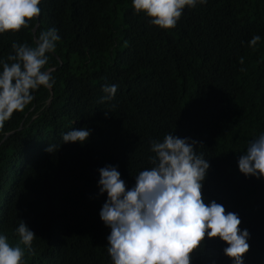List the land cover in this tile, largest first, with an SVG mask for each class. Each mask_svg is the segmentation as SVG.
I'll return each mask as SVG.
<instances>
[{
	"label": "trees",
	"instance_id": "16d2710c",
	"mask_svg": "<svg viewBox=\"0 0 264 264\" xmlns=\"http://www.w3.org/2000/svg\"><path fill=\"white\" fill-rule=\"evenodd\" d=\"M39 8L34 34L36 20L0 34V59L14 54V41L34 45L40 31L60 36L46 66L53 88L34 93L0 130V235L18 244L21 221L35 233L24 264H112L98 170L115 166L131 189L151 167V141L169 133L198 142L210 165L205 203L238 214L250 234L243 264H264V178L238 169L264 132V0L185 7L170 30L136 13L132 0H41ZM113 84L114 98L101 103L102 87ZM82 127L91 129L86 142L63 143ZM48 145L60 147L53 154ZM225 247L206 238L191 264H232Z\"/></svg>",
	"mask_w": 264,
	"mask_h": 264
},
{
	"label": "clouds",
	"instance_id": "9594fccd",
	"mask_svg": "<svg viewBox=\"0 0 264 264\" xmlns=\"http://www.w3.org/2000/svg\"><path fill=\"white\" fill-rule=\"evenodd\" d=\"M40 2L0 0V34L28 28L40 15ZM206 3L207 0H132V7L136 13H144L153 26L170 30L176 27L185 7L192 9ZM59 40L55 28L40 31L34 45L14 41V54L0 59V130L14 113L23 112L33 102L34 93L53 88L55 69L46 66L48 54L56 51ZM260 41L259 35H253L248 47L255 49ZM240 63H244L243 58ZM101 91V103L111 101L117 86L105 85ZM90 134L91 129L86 127L73 129L63 134L62 141L83 144ZM197 145L195 140L171 133L151 141V167L135 176L131 189L115 166L98 170L99 193L107 194L99 217L111 230L107 253L112 264H191L193 254L206 238L223 241L227 245L224 255L232 264H243L250 249V234L240 229L238 214L226 212L215 201L205 203L202 187L210 165L195 151ZM59 147L48 145L45 151L54 154ZM238 169L246 177L264 178V132L248 142L239 157ZM15 233L19 238L15 245L0 235V264H24L25 248L31 249L36 235L23 221Z\"/></svg>",
	"mask_w": 264,
	"mask_h": 264
},
{
	"label": "water",
	"instance_id": "95a60500",
	"mask_svg": "<svg viewBox=\"0 0 264 264\" xmlns=\"http://www.w3.org/2000/svg\"><path fill=\"white\" fill-rule=\"evenodd\" d=\"M36 23H37V20H36L34 26L31 28V31H32L33 34H34V30H35V25H36ZM33 37H34V35H33ZM34 39H35V37H34Z\"/></svg>",
	"mask_w": 264,
	"mask_h": 264
}]
</instances>
